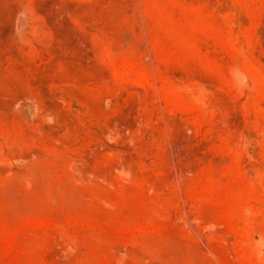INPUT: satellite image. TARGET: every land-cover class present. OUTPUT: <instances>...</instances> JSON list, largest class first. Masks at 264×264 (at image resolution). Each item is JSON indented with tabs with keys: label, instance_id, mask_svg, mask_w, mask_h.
Wrapping results in <instances>:
<instances>
[{
	"label": "rangeland",
	"instance_id": "rangeland-1",
	"mask_svg": "<svg viewBox=\"0 0 264 264\" xmlns=\"http://www.w3.org/2000/svg\"><path fill=\"white\" fill-rule=\"evenodd\" d=\"M0 264H264V0H0Z\"/></svg>",
	"mask_w": 264,
	"mask_h": 264
}]
</instances>
